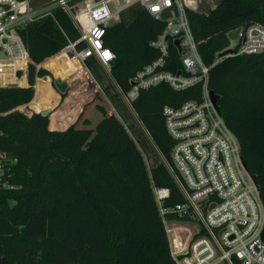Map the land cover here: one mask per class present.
Wrapping results in <instances>:
<instances>
[{
	"label": "trees",
	"instance_id": "1",
	"mask_svg": "<svg viewBox=\"0 0 264 264\" xmlns=\"http://www.w3.org/2000/svg\"><path fill=\"white\" fill-rule=\"evenodd\" d=\"M184 14L200 61L210 66L207 88L217 95L220 115L255 175L264 214V55H223L215 61L228 48L230 30L264 27V0H219L205 14L190 9ZM163 26L135 4L106 27L103 46L114 54L110 76L121 91L158 56L149 43ZM21 35L29 53V87L0 89V264H173L153 188L168 190L160 201L165 209L184 201L166 165L174 142L165 131L162 107L200 100V84L176 90L161 82L139 90L133 112L163 159L147 171L142 154L99 94L63 130H53L55 122L47 115L26 117L13 110L32 98L35 74H49L40 67L36 71L37 64L57 77L80 70L57 53L79 37L61 11L30 24ZM168 48L164 69L177 72V52L170 43ZM83 63L93 72L100 67L92 56ZM37 90L30 102L35 110Z\"/></svg>",
	"mask_w": 264,
	"mask_h": 264
},
{
	"label": "built area",
	"instance_id": "2",
	"mask_svg": "<svg viewBox=\"0 0 264 264\" xmlns=\"http://www.w3.org/2000/svg\"><path fill=\"white\" fill-rule=\"evenodd\" d=\"M197 2L0 0V89L29 87V53L22 31L36 21L54 18L56 10L70 17L79 34L76 40L68 42L57 53L64 52L65 57L73 59L86 71L88 69L83 62L92 56L110 74L109 66L114 54L103 46L105 29L119 19L121 11L139 4L149 15L164 22L161 34L149 43L158 49L159 54L128 79L126 91L117 86L121 99L133 112L131 104L141 89L161 82L176 90L196 84L201 87L200 100L190 99L174 108L162 107L165 131L174 142L171 164L166 165L184 201L165 209L160 201L168 195V190L153 188L172 262L264 264V242L260 233L264 224L262 202L241 164L235 136L209 98L206 80L210 66L201 63L184 14L185 9L195 11ZM165 9L170 16L161 19L160 13ZM236 30H239L236 43L229 55H264V27L256 23L239 26ZM173 39L179 40L178 48L172 43ZM80 42L83 46L77 48ZM169 43L175 48L181 65V69L173 73L164 69ZM218 59L216 56L215 61ZM36 77L35 74V82L38 78L44 79L43 76ZM21 81H24L23 85ZM34 84L31 85L34 89L32 98L13 109L26 117L41 111L30 106L35 95ZM3 115L0 111V116ZM164 214L170 217L166 218Z\"/></svg>",
	"mask_w": 264,
	"mask_h": 264
},
{
	"label": "rangeland",
	"instance_id": "3",
	"mask_svg": "<svg viewBox=\"0 0 264 264\" xmlns=\"http://www.w3.org/2000/svg\"><path fill=\"white\" fill-rule=\"evenodd\" d=\"M218 2L219 0H198V5L194 10L205 14ZM238 32L239 30L232 29L227 33L229 48H233L235 45ZM37 67L48 71L49 74L47 75L51 78L48 84L53 91L43 81L39 80V89H37L40 93L39 98L36 100L37 102H35L36 108L39 110H50L58 102L55 108L48 113V119L50 121L52 119L55 122L53 130H63L70 125L76 113L96 93L107 102L114 117L117 118L126 133L133 140L136 149L142 154L146 170L149 171V167L158 163V161H163L161 154L156 150L138 117L135 116L125 101L121 99L117 84L114 83L110 74L102 67H98L95 72L90 69L86 71L84 68L79 67V71H68L60 77L55 76L50 69L45 68L41 64H38ZM38 77L40 76L36 78ZM55 80L64 82L66 85L64 91H59L56 85H54Z\"/></svg>",
	"mask_w": 264,
	"mask_h": 264
},
{
	"label": "water",
	"instance_id": "4",
	"mask_svg": "<svg viewBox=\"0 0 264 264\" xmlns=\"http://www.w3.org/2000/svg\"><path fill=\"white\" fill-rule=\"evenodd\" d=\"M172 9L174 10V7H172ZM170 16L169 12H168V9H165L163 10L161 13H160V18L161 19H165V18H168ZM178 39H173L172 40V43L176 46V48H178ZM230 53H232V49L231 48H227V49H224L222 52H220L219 54H217V57H223V55H229ZM111 64V62H110ZM43 78L49 83L51 81V78L48 76V75H45L43 76ZM54 85H56V87L59 89V91H64L65 88H66V85L64 84V82H59L58 80H55L54 81ZM208 95H209V98L211 99L212 101V104L216 110V112L218 114H220V111H219V107L217 105V101H218V98H217V95L213 93V91L209 90L208 91ZM50 110L48 109H43L40 111V114L43 115V116H48V113H49ZM241 164L244 165V168L246 169L251 181L254 183L255 185V188L258 190V184L255 180V175L254 173L248 168V166L245 164L244 160H242L241 158ZM261 240L264 242V224H263V227H262V230H261Z\"/></svg>",
	"mask_w": 264,
	"mask_h": 264
},
{
	"label": "bare ground",
	"instance_id": "5",
	"mask_svg": "<svg viewBox=\"0 0 264 264\" xmlns=\"http://www.w3.org/2000/svg\"><path fill=\"white\" fill-rule=\"evenodd\" d=\"M62 53H64V52H60L59 54H62ZM48 61H49V60H48ZM21 83H22V85H23V84H24V81H21ZM34 86H35V92H36V90H37V86H38V81L35 82Z\"/></svg>",
	"mask_w": 264,
	"mask_h": 264
},
{
	"label": "crops",
	"instance_id": "6",
	"mask_svg": "<svg viewBox=\"0 0 264 264\" xmlns=\"http://www.w3.org/2000/svg\"><path fill=\"white\" fill-rule=\"evenodd\" d=\"M78 112H79V111H78ZM78 112L76 113V115L78 114ZM76 115H75V116H76ZM74 118H75V117H74Z\"/></svg>",
	"mask_w": 264,
	"mask_h": 264
}]
</instances>
